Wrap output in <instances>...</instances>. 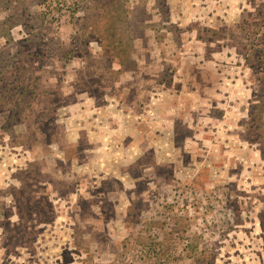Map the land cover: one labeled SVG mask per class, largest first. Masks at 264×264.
I'll return each instance as SVG.
<instances>
[{
	"label": "rangeland",
	"instance_id": "obj_1",
	"mask_svg": "<svg viewBox=\"0 0 264 264\" xmlns=\"http://www.w3.org/2000/svg\"><path fill=\"white\" fill-rule=\"evenodd\" d=\"M0 264H264V0H0Z\"/></svg>",
	"mask_w": 264,
	"mask_h": 264
}]
</instances>
